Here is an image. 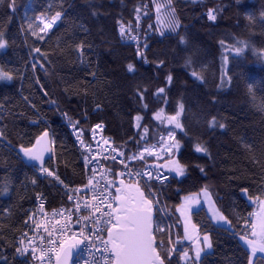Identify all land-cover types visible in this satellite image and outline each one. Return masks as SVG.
<instances>
[{"label":"trees","instance_id":"trees-1","mask_svg":"<svg viewBox=\"0 0 264 264\" xmlns=\"http://www.w3.org/2000/svg\"><path fill=\"white\" fill-rule=\"evenodd\" d=\"M9 3L10 0H0V32L9 42L6 49H0V69L13 76L10 81H0V130L13 146L0 140V264H27L25 259L16 257V249L37 192L45 193L50 206L66 199V191L54 177L41 178L31 163L25 166L20 161L16 150L21 143L30 145L47 129L54 144L45 166L76 187L83 182V165L59 112H67L71 121L79 120L80 124L104 122L106 133L114 137L118 148L135 152L138 146L132 139L139 140L140 135L133 117L138 113L144 117L141 123L149 128L147 141L155 144L159 135H166L169 126L155 121L152 111L164 107L171 114L172 105L181 95L188 109L184 117L188 135L176 132L182 144L177 158L187 165V173L175 179V174L170 173L163 186L154 183L165 209L163 217L172 224L173 234L182 236V223L177 226L179 214L175 208L186 194L207 186L232 221V229L238 231L255 206L254 199L247 196L264 198V61L260 59L264 49V0H172L181 22L180 34L190 38L186 51H181L183 46H178L175 33L159 35L153 0H15V13ZM137 7L141 8L142 27L149 23L153 28L148 36L147 63L136 56L134 45L124 42L118 31L120 21L135 25ZM208 8L217 9L215 22L204 18ZM55 11L64 15L49 33L42 34L44 40L32 36L29 24L35 28L41 14ZM92 11L98 15L92 16ZM81 24L89 29L88 33L80 28ZM82 40L91 45L83 62L76 51V44ZM220 40L228 48L238 47L237 41H248L249 48L234 58L237 54L222 48ZM36 47L40 53L34 51ZM190 55L195 60L193 66L205 76L203 86L193 83L190 69L184 66L185 57ZM225 56L227 60L223 59ZM159 60L166 62L165 67H156ZM128 63L136 65L135 74L126 71ZM32 65H36L35 69ZM92 72L95 77L90 75ZM168 72L174 76V89L165 106L154 93L165 86ZM145 88L147 109L136 98L137 89ZM212 97L217 103H209ZM211 116L222 119L227 127L209 129L205 121ZM139 131L142 135V129ZM197 141L207 143L210 158L194 151ZM244 144H251V150ZM253 157L259 163H253ZM146 162L163 161L146 157ZM132 164L143 165L139 161ZM195 165L204 167L205 173ZM108 166L118 171L115 163ZM241 187L248 188L247 195L241 193ZM193 218L202 233H212L214 247L205 264H245L243 243L225 231L226 226L213 227L203 205L193 211ZM179 247H190V243L182 242ZM173 261H178V256L174 255Z\"/></svg>","mask_w":264,"mask_h":264},{"label":"snow or ice","instance_id":"snow-or-ice-1","mask_svg":"<svg viewBox=\"0 0 264 264\" xmlns=\"http://www.w3.org/2000/svg\"><path fill=\"white\" fill-rule=\"evenodd\" d=\"M156 12L157 23L160 26L158 29L161 37L165 33H175L178 37L177 43L181 47V51H186L190 44V38L181 35V22L176 15L175 8L172 6V0H166L165 3H156L153 0ZM13 13H15V0H10L8 5ZM51 7V6H50ZM145 9L147 5L143 6ZM137 24L135 28L131 24H126L123 21L119 23V35L121 39L134 41L136 44V56L140 57L144 63H147L146 51L149 50L147 36L141 44L140 36L134 34L136 28L139 27L141 8L135 9ZM64 13L55 11L54 14H41L38 18L39 23L34 28L30 23L28 30L32 36L38 40H44L45 35L49 33L59 21L62 20ZM92 16H97L96 11L91 12ZM147 15V12H144ZM209 21L215 22L217 19V9L209 8L205 13ZM264 15V13H262ZM252 19L251 16L248 17ZM152 29V25L148 26ZM80 28L88 33L89 29L81 24ZM8 40L4 38V33L0 32V49L8 47ZM220 46L226 50L234 51L238 58L239 54L249 48L248 41H237L238 47L228 48L224 40L219 41ZM86 50H91V45L86 40H82L76 44V51L84 60ZM36 53H40L39 47L34 48ZM195 53H193L194 55ZM193 55L185 57L184 66L190 69L189 75L193 83H199L203 86L206 83L205 76L202 71H197L193 66L195 60ZM227 60V56L223 58ZM260 59L264 61V49H261ZM165 61L159 60L156 64L157 68L165 67ZM35 69L36 65H32ZM126 71L135 74L138 69L135 64L128 63ZM95 77V73H90ZM13 76L10 72L0 69V81H10ZM231 81V77H228ZM174 76L168 72L165 76V86L156 89L154 95L165 106L169 105L168 95L174 89ZM147 89H137L136 98L140 101L144 109L148 105L144 103V93ZM252 91L249 85V92ZM27 99V98H25ZM209 103H217L212 97ZM97 110L101 106L98 104ZM186 101L183 95L180 96L174 105H172V113L165 112L164 107H159L152 111V118L158 121L160 125L165 123L169 126L166 129V136L159 135L157 143L149 144L147 134L149 128L142 125L141 121L144 117L141 114H136L133 117L134 127L138 130L140 139H132V143L138 146V150L133 152L131 149H121L113 147L108 150V155L103 156V160L111 159L113 162L119 157V164L123 166V170L115 171L112 168L104 167L101 161L97 159L101 157V152L93 154V149L90 145L85 144L81 138L84 129L79 127L80 121H71L69 123L75 130L80 146L85 149L86 155L83 156L84 166L92 165L91 175L87 182L80 187L71 188L64 183L63 180L49 167H45V154L52 151L54 140L50 138V133L44 129L37 135L30 145L25 146L21 143L16 150V155L25 166L31 163V167L37 170V174H44L45 177H54L60 185L68 189L71 194H67V199L73 202V208L69 210L61 209L59 213L53 211L52 216L57 215L61 219H56L55 224L49 227L51 222H46L43 219L35 224L37 232L43 229L47 236V247H44L45 236H39V243L36 242V237H32L28 245H24L21 241V246L16 251L21 255H30L40 262V264H70L73 250L81 244H85L89 248L94 247L98 256L85 264H179L183 261L184 264H205L206 256L210 255L213 249L212 233L209 231L200 230V227L193 223L192 214L195 206L201 203L200 193H203V198L208 202L210 215L209 220L213 227H223L227 225L225 231H230L238 242H243L245 264H264V198L260 195L255 197L247 196L249 200H255L259 206V210L255 213H250V217H254L251 221L245 220L244 227L240 231L232 229V221L224 214L215 204L212 199V194L207 186L201 188L200 192L190 193L183 197L175 211L179 213L176 218L177 226H180L182 220L183 233L173 234L172 224L164 219L163 213L165 209L162 207V202L157 191L154 188V182L163 186L164 181H169L167 173H174L176 177H185L187 173V165L181 163L177 158L182 148L181 140L177 139L176 132L180 130L185 137L188 133L185 131V113L187 111ZM264 111V107L261 108ZM67 114L65 113V116ZM85 121L87 116L84 117ZM206 126L211 129H225L227 125L218 119L216 116H211L205 121ZM101 128V123H96L93 128V139H95V130ZM142 129V135L140 131ZM0 140H4L10 148H13L11 141L7 140L3 130H0ZM143 142V143H142ZM103 143L108 145L110 142L104 140ZM191 143V138H189ZM244 147L251 150V144H244ZM15 150V149H13ZM103 151V150H102ZM196 153H203L205 156L211 157L209 147L205 142L197 141L194 146ZM129 153V154H126ZM146 157L155 158L156 161L162 163H147ZM139 161L144 167L137 170H132L130 165L133 162ZM253 163H259L253 157ZM201 173H205L204 167L195 165ZM102 169V171H99ZM32 184L36 183L33 179ZM241 193L247 195L248 188L241 187ZM8 188L5 186L4 194H7ZM38 198L39 195H38ZM42 216L44 213V204L39 206ZM65 211L68 215H65ZM73 213L76 214V223L80 225L78 232H73L70 223L73 218ZM83 213V214H81ZM35 213H33V216ZM31 218V217H30ZM63 220V223H62ZM60 227L57 228L56 226ZM183 241L191 242L190 247H179ZM178 256V261H173V256ZM54 256V260H53Z\"/></svg>","mask_w":264,"mask_h":264},{"label":"built area","instance_id":"built-area-1","mask_svg":"<svg viewBox=\"0 0 264 264\" xmlns=\"http://www.w3.org/2000/svg\"><path fill=\"white\" fill-rule=\"evenodd\" d=\"M207 12V11H206ZM141 17V16H140ZM142 21V17L139 20V27L135 29L134 34L139 35L140 36V40H141V44H143L144 42V38L145 36H148L153 33V30L149 29V25L146 24L144 25V27H142L143 25H141ZM137 24V22L135 23V25ZM135 25L133 26L135 28ZM118 29H119V25H118ZM125 41H128L132 44L135 45L136 44L134 41H130L127 39H123ZM147 43L149 46V40L147 39ZM65 113L67 114L65 116ZM59 115L62 119V121L66 124V126L68 127L74 143L78 149L79 155L81 157V161H82V165H83V182L76 186V187H80L82 186L84 183L87 182L88 177L91 175V167L92 165H88L87 167L84 166V160H83V156L86 155V151L84 148H82L80 146V142L77 139V135L75 130L71 127L70 123H69V115L67 112H59ZM96 123H101V128L100 129H96L95 130V139H93V132H92V128ZM79 127H82L84 129V133L82 135V139L84 140L85 144L90 145L93 149V154H95L96 152H101V157H98L97 159H99L101 161V164H103L104 167H108L109 163H115L118 166V170H123V166L119 164V157H117V160L115 162H113L111 159L108 160H103L102 157L103 156H107L108 155V150L113 148V147H117L115 145V141H114V137L107 134L105 132V123L102 121H98L92 124H80ZM104 140H108L110 143L108 145H105L103 143ZM118 148V147H117ZM103 150V151H102ZM151 164V163H150ZM45 167H49L50 169H52L50 166H45ZM130 167L132 168V170H137V169H141L144 167V165H130ZM99 171H102V169H99ZM167 175H169L170 177V173H165ZM40 177H45L44 174H38ZM61 178V177H60ZM61 180H63L61 178ZM165 182V181H164ZM56 183L58 185H60L57 181ZM65 184H67L66 182H64ZM155 183V182H154ZM69 186V189L71 188H76V187H72L69 184H67ZM62 188L66 191V199L64 202L58 204V205H54V206H50L48 203V197L45 195V193L43 192H37L35 194V198H34V203L31 206L26 218H25V227L24 229L21 231V233L18 235L19 241H20V245L21 246V241H23L24 245H28L32 239V237H36V242L39 243V236L43 235L45 236V244L43 245L44 247H47V236L46 234L43 232V229H40L39 232H37L35 224L33 223V221H36L37 223H39L42 219L46 222H51L49 224V227H51L52 225L55 224V220L56 219H61V217L59 215H57L55 218H53L52 213L53 211L59 213L61 209L64 210H69L73 208V202L69 201L67 199V194H71L69 192L68 189H65L63 185H61ZM38 195L40 198H38ZM43 203L44 204V215L42 216L39 206L40 204ZM256 203V202H255ZM257 208H253L251 211H249L246 214L245 219L241 222L240 227L238 229V231H240L243 227H244V221L248 220L251 221L252 219H254V217H250V213H255L258 209V205L256 204ZM33 213H35V215L33 216ZM65 215H68V212L65 211L64 213ZM83 214V213H81ZM163 215V213H161ZM31 217V218H30ZM63 223V220H62ZM70 226L72 228L73 232H78L80 225L76 223V214L73 213V218L72 221L70 223ZM57 228H59L60 226L57 225ZM87 242H85V244H81L76 255L74 256V258L71 261V264H85V261H89L91 262V260L94 258V256H98V253L95 252V248H89L86 246ZM16 257L19 259H25L27 264H40V262L38 260H36L34 257L30 256V255H24L21 256L17 251H16ZM53 260H54V256H53Z\"/></svg>","mask_w":264,"mask_h":264},{"label":"rangeland","instance_id":"rangeland-1","mask_svg":"<svg viewBox=\"0 0 264 264\" xmlns=\"http://www.w3.org/2000/svg\"><path fill=\"white\" fill-rule=\"evenodd\" d=\"M165 125H167L166 123H165ZM167 127H168V125H167ZM166 136V135H165ZM200 192V191H199ZM197 193V192H196ZM190 194V193H189ZM212 194V193H211ZM186 195H188V194H186ZM185 195V196H186ZM200 197H201V203L199 204V205H197V206H195V208H194V210L195 209H197L199 206H201V205H203L204 207H205V209H206V212H207V214L208 215H210V210H209V205H208V202L203 198V193L201 192L200 193ZM212 199L213 200H215L214 199V197H213V195H212ZM215 204H216V206L220 209V207L218 206V204L216 203V201H215ZM255 204H257V203H255ZM258 205V204H257ZM255 208H257V206H255ZM221 210V209H220ZM259 210V206H258V209L257 210H255L256 212ZM222 211V210H221ZM179 214V213H178ZM225 214V213H224ZM226 215V214H225ZM229 218V217H228ZM192 220H193V223H195V224H197L196 222H195V220H194V218H193V214H192ZM229 220H230V218H229ZM181 223H182V220H181ZM198 225V224H197ZM199 226V225H198ZM226 227H227V225H225ZM200 227V226H199ZM231 227H233V225L231 224ZM182 230H183V227H182ZM201 230V229H200ZM182 242H185V243H190L191 244V242H189V241H183L182 240Z\"/></svg>","mask_w":264,"mask_h":264},{"label":"water","instance_id":"water-1","mask_svg":"<svg viewBox=\"0 0 264 264\" xmlns=\"http://www.w3.org/2000/svg\"><path fill=\"white\" fill-rule=\"evenodd\" d=\"M50 138H51V137H50ZM51 147H52V151L49 152V153H46V154H45V162H46V160H47L48 158H50V156L52 155V152H53V145H52ZM31 163H35V162H31ZM118 171H120V170H118ZM79 247H80V245L77 246V248L73 250L72 259H73L74 256L76 255V253H77ZM72 259H71V261H72ZM71 261H70V264H71Z\"/></svg>","mask_w":264,"mask_h":264},{"label":"bare ground","instance_id":"bare-ground-1","mask_svg":"<svg viewBox=\"0 0 264 264\" xmlns=\"http://www.w3.org/2000/svg\"><path fill=\"white\" fill-rule=\"evenodd\" d=\"M209 9V8H208ZM208 9H206L205 11H204V18L207 20V21H209L208 19H207V17H206V15H205V13H206V11L208 10ZM212 22V21H211ZM119 25V24H118ZM148 25H150L149 23H148ZM153 29V28H152ZM123 40V39H122ZM124 42H126V43H130V42H128V41H125V40H123ZM132 44V43H131ZM134 45V44H133ZM134 47H135V45H134ZM136 48V47H135ZM33 122H35V121H33ZM105 129H106V125H105ZM106 132V131H105ZM108 134V133H107ZM109 135H111V134H109ZM112 136V135H111ZM114 141H115V139H114ZM116 145V144H115ZM41 178H44V177H41ZM30 210V209H29ZM24 227H25V220H24ZM24 227H23V229H24ZM22 229V230H23Z\"/></svg>","mask_w":264,"mask_h":264},{"label":"crops","instance_id":"crops-1","mask_svg":"<svg viewBox=\"0 0 264 264\" xmlns=\"http://www.w3.org/2000/svg\"><path fill=\"white\" fill-rule=\"evenodd\" d=\"M243 243V242H242Z\"/></svg>","mask_w":264,"mask_h":264}]
</instances>
